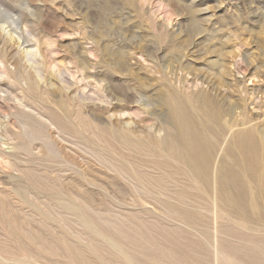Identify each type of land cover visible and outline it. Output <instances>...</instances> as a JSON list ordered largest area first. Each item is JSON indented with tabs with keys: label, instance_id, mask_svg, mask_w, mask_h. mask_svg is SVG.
I'll return each instance as SVG.
<instances>
[{
	"label": "rangeland",
	"instance_id": "obj_1",
	"mask_svg": "<svg viewBox=\"0 0 264 264\" xmlns=\"http://www.w3.org/2000/svg\"><path fill=\"white\" fill-rule=\"evenodd\" d=\"M10 17L17 21V32L29 26L31 43L19 47L11 40L18 33L9 26ZM28 44L39 47V59L48 72L36 90H29L25 81L23 88L20 84V57ZM119 56L134 76L112 69ZM186 66L205 82L193 83ZM221 67L226 74L218 99L222 102L226 95L233 104L234 126L226 141L232 142L245 122L264 130V0H0V83L13 91L0 92V106L19 132L17 140H7L0 148L20 166L0 164V264H264V166L253 177L235 167L231 155H217L218 161L239 172L246 187L243 206L237 207L233 188L225 190L221 200L213 186L189 180L166 178L160 186L156 179L164 173L151 166L142 167L150 175L140 178L133 169L137 158L148 164L165 158L139 154L114 132L124 125L126 137L138 139L127 129L140 124L161 139L164 130L147 112H159L154 93L161 90H174L184 105L203 116L194 94L211 88L208 81L217 79ZM59 69L68 81L65 93L83 110L95 108L98 120L91 122L87 115L86 128L83 121L78 123L81 116L66 115L65 97L58 93L62 109L39 102L47 97V89H56L49 73ZM96 72L111 78L117 92L130 89L136 94L131 113L123 117L100 108L112 105L99 98L108 85L105 80L95 82L91 74ZM139 81L149 83L150 89L138 86ZM21 94L29 102L39 97L38 106L45 107L42 111L50 118H58L66 132L37 110L11 100ZM92 128L101 139L86 130ZM50 131L56 132V142ZM137 135L141 142L148 141ZM15 143L29 151L19 150ZM259 161L264 165V154Z\"/></svg>",
	"mask_w": 264,
	"mask_h": 264
},
{
	"label": "bare ground",
	"instance_id": "obj_2",
	"mask_svg": "<svg viewBox=\"0 0 264 264\" xmlns=\"http://www.w3.org/2000/svg\"><path fill=\"white\" fill-rule=\"evenodd\" d=\"M169 2H171V1H169ZM7 21L9 23V26L16 28V29L14 28L15 29L14 32L18 33V35L13 36L11 34L12 36L10 38L19 47H21L23 44L31 43L33 41L34 36L32 35L28 25H25L24 28H21V30L19 32H17L18 27H16L17 21L15 20V18L10 17L7 19ZM169 22H171V20ZM8 43H9V40L6 39L5 43H4V48L9 47ZM127 47H128V45H127ZM42 55L43 54L40 52V49L38 46L28 44V45H25L23 47L22 55L20 57V62H23L21 75H20V77H21L20 78L21 79L20 84H21L22 88L24 87L22 81H25V84H27L29 90H32L33 88L36 90L40 87L39 80L45 78L46 74L48 73L47 69L45 68L44 61L39 59V56H42ZM82 62L83 61H79L77 64H78V66H81L85 69L86 66H84L82 64ZM111 65H112V69L114 71H116L120 74H123L126 77L131 76V75L134 76L131 69L129 67H127L126 60L122 56L115 58V60L112 62ZM104 68H105V66H104ZM185 69L187 70V73L189 72V73L193 74V79H192L193 83L194 82L198 83V81L200 79L203 82H205V80L202 79L204 77H201V75L199 73H197L191 66H186ZM0 74H3V72H0ZM49 74L51 76H54L56 83H57L56 84L57 87L54 91L47 89L45 92L47 94L46 98H43L42 100H40V99H38L39 97H37V99L35 98L36 101L33 100L32 102H29L24 97V95H22L23 94L22 93L21 94L22 96H15V98L12 97L11 100H16L18 105L23 106L24 108L30 107V108L37 110L40 115H42V116L46 117L48 120H50V123L55 125L62 132H66V130H67V128L62 124V122L58 118L56 120H54L52 117L50 118L49 116H47L42 111L43 108H45V107H43V106L39 107L38 106L42 101V102H48L50 104L55 105L57 108L62 109L61 104L56 99L57 93L59 96L65 97V101L63 100L62 102H64L66 104V107H67L66 115L67 116H73V115H75V117L81 116V121L78 122L79 125L83 121V124L85 125V128H86V126H88V125H87V123H85L83 118H88V116L90 117L89 120L91 122H96L98 120L97 115L94 113V110H95L94 107H89L88 111H85L82 109L83 106L81 103H77L76 100L73 97H71V95H69L68 92L65 93V90L69 89L68 86L66 85V84H68V81L63 76L64 72L61 69L55 70V71L51 70ZM225 74H226L225 68H222L220 70V73L218 74L217 79L214 80V82L212 80L208 81L211 88H209V89L203 88L200 90V92H198L197 94H194V100H195L194 102L197 105H199V107L201 108V110L204 114L203 116L197 115L195 112L191 111L190 107L184 105L182 98H180L179 94H177L172 89L161 90L162 92H160V93H157V92L154 93L155 96L159 100L160 110L158 112L156 109H153V110L147 111V112L152 116V118H154L155 121H158V123L160 124V128L162 130H164V136L161 139H158L154 136H151L152 134L149 133L148 130L147 131L143 130L140 127V124H138V127L135 129H127V130H130L132 132V134L137 136L138 139H135V137L134 138H131V137L127 138L125 135V131H124V125H123L122 129H118V130L114 131L116 134H118V138L120 140H122L124 142V144H126L131 149L134 148L135 150L138 151L139 154L150 155L153 158H155V157L156 158H161V157L165 158V160H163V161H159V160H155V159L153 161L151 160V164H148L149 163L148 161H144L142 159L137 158L136 165L135 164L133 165V169L140 178L143 179V178L148 177V175H150L148 173H145L143 171L142 167L151 166L155 169H158L160 173H164L163 175H161V177L156 179L157 183L160 186H164V181L166 180V178H170L174 182H182L185 180L186 181L189 180V181L197 182V183L201 184V186H203V187L204 186H208V187L213 186V188L219 194V198L221 200H224L226 198V196L224 195V191L227 189L233 188L238 193V196L235 197V199L233 200V203L237 207L243 206V204H242L243 203V196L245 195L246 187H245V185L241 179V175L239 174V172L234 170L233 166L230 163L228 164L224 160H221V159L218 161L217 155L219 153H224L225 155H231L233 157V160H234L233 165L235 167L236 166L240 167L244 173H247L250 176L254 177L253 174L256 171L258 172L259 170H261L263 168V167L261 168V166H264V165H260V161H259V159L262 158V156L264 154V148H263L264 147L263 146L264 145V130L259 129V124L257 126L256 123L253 124L251 122H245L243 129H241L234 136V140H232V142L226 141L227 140L226 135L228 134L229 130L231 128H233L234 124L231 123V119H230L231 114H232V110H233L232 102L228 101L226 99V95H224V94H223L224 96L221 95L223 98L222 102L220 101V99H218V96H220V94L222 93L220 91V88L224 86V79L223 78H224ZM12 76L13 75H11V77ZM91 76L93 77L95 82L96 81L101 82L103 80L107 81L108 86L106 88V92L103 95H99V98L102 101H105L106 103L112 105V107L105 106V107H100V108H104L107 112H113L114 114H119L120 116L131 113L130 108L135 103V101H136L135 98L137 97L135 93L132 94L130 89H126L124 91L125 93L124 92L123 93L117 92L116 86H115L116 84L113 81H111V78H109L106 74H102L101 72H96L94 74H91ZM110 77H112V76H110ZM205 77H206V75H205ZM116 81H117V79H116ZM186 81H189V80H186ZM88 83H89V85L94 84V83L92 84L91 81ZM53 84H55V81L53 82ZM204 85H207V84H204ZM138 86H140L141 88H145V89L146 88L148 89L149 87H151V85L149 83H142L141 81L138 82ZM127 87L133 88V86L131 85V82L128 83ZM24 89H26V88H24ZM212 90H219L220 92L218 94L216 93V95H213L214 93L211 94ZM96 91L100 92L101 88L96 86ZM0 92L1 93L2 92H5V93L10 92L11 93L13 91L4 87L3 84L0 83ZM129 95L130 96L133 95L134 98L131 99L129 97ZM33 96L35 97V95H33ZM152 99L154 100L153 96H152ZM31 100H32V98H31ZM114 100H117L118 103H114L113 102ZM85 101H86V99H85ZM89 105H90V103H89ZM75 106H78L79 109H77ZM85 107H87V106H85ZM138 107H139L138 105H134L133 108L139 109ZM84 114H86V115H84ZM8 116H9V112L0 106V128L2 127V125H4L3 130L1 128L2 133H0V146L7 144V140H14L15 141L18 139L19 132L16 130L17 124L15 123V121L12 118H10ZM91 125H92V123H91ZM107 126H109V125H105V127H107ZM109 127H111V126H109ZM103 128H104V126H103ZM86 130L92 132L94 135H96L98 138L101 139L102 136H100L93 128L92 129H86ZM55 134H56V132L50 131V137L52 138V140H54L56 142L57 139L55 137ZM137 134H142L144 136V138H148V141L146 140L144 142H141L142 140L139 139V136ZM82 135H83V133H82ZM57 144H59V148L61 149L62 153L63 154L66 153V152H64V151H66L65 150L66 147L60 142H57ZM15 145L19 150L29 151L27 147H22L21 143H15ZM35 148L36 147H32V150H34ZM115 153H116V151H115ZM11 155L12 154L6 153L3 149L0 148V164L7 166V167H13V168L15 167L16 169L19 168L20 167L19 164L16 163L14 160L10 159ZM81 157H82V155H81ZM116 162H117V160H116ZM173 162H176L180 166H173V164H172ZM61 163L64 164L65 162L64 163L61 162ZM155 169H154V171H155ZM45 171H47V170H45ZM166 182H168V181H166ZM135 183H134V185H135ZM151 187H153V186H151ZM81 190H82V188H81ZM124 190H126V189H124ZM86 191L88 192V190H86ZM158 191H159V189H158ZM46 192L47 191H45V193ZM217 193H216V195H218ZM167 194H168V191H167ZM31 197H32V195H31ZM134 197H136V196H134ZM79 199H78V201H79ZM81 199H84V197L83 198L81 197ZM227 200H229V199H227ZM81 203H82V201H81ZM47 205H49V204H47ZM20 210H22V209H20ZM50 214H51V212H50ZM17 215H18V213H17ZM16 217H18V216H16ZM26 217H28V216L26 215ZM262 218L264 220V216ZM24 219H25V217H24ZM20 221H21V219L19 220V222ZM24 232H25V230H24ZM29 237H30V235H29ZM65 244H66V242H65ZM247 249H248V247H247ZM50 250H52V249H50ZM70 251H71V249H70ZM78 252H79V250H78ZM240 258H242V257H240ZM32 259H34V258H32Z\"/></svg>",
	"mask_w": 264,
	"mask_h": 264
}]
</instances>
